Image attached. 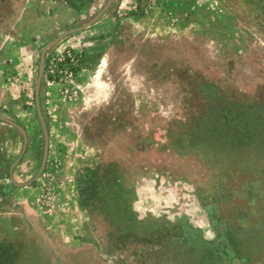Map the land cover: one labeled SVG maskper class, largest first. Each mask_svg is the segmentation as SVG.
<instances>
[{"label":"rangeland","instance_id":"obj_1","mask_svg":"<svg viewBox=\"0 0 264 264\" xmlns=\"http://www.w3.org/2000/svg\"><path fill=\"white\" fill-rule=\"evenodd\" d=\"M0 264H264V0H0Z\"/></svg>","mask_w":264,"mask_h":264},{"label":"crops","instance_id":"obj_2","mask_svg":"<svg viewBox=\"0 0 264 264\" xmlns=\"http://www.w3.org/2000/svg\"><path fill=\"white\" fill-rule=\"evenodd\" d=\"M202 237L206 238V237H208V236H202Z\"/></svg>","mask_w":264,"mask_h":264}]
</instances>
